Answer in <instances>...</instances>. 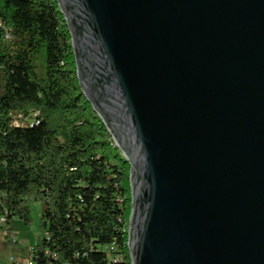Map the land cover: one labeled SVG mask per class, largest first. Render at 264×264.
<instances>
[{"label":"water","instance_id":"1","mask_svg":"<svg viewBox=\"0 0 264 264\" xmlns=\"http://www.w3.org/2000/svg\"><path fill=\"white\" fill-rule=\"evenodd\" d=\"M131 164V264H264V0H57Z\"/></svg>","mask_w":264,"mask_h":264},{"label":"trees","instance_id":"2","mask_svg":"<svg viewBox=\"0 0 264 264\" xmlns=\"http://www.w3.org/2000/svg\"><path fill=\"white\" fill-rule=\"evenodd\" d=\"M0 23V215L29 224L43 202L34 264H131V164L82 91L57 0H0Z\"/></svg>","mask_w":264,"mask_h":264},{"label":"rangeland","instance_id":"3","mask_svg":"<svg viewBox=\"0 0 264 264\" xmlns=\"http://www.w3.org/2000/svg\"><path fill=\"white\" fill-rule=\"evenodd\" d=\"M32 221L26 224L18 217L11 219L6 224L0 235V264H11L10 258L14 256L15 264H28L29 251L42 239L41 219L44 213V204L41 200L30 202ZM10 238L16 236L17 242H10ZM13 264V263H12Z\"/></svg>","mask_w":264,"mask_h":264},{"label":"built area","instance_id":"4","mask_svg":"<svg viewBox=\"0 0 264 264\" xmlns=\"http://www.w3.org/2000/svg\"><path fill=\"white\" fill-rule=\"evenodd\" d=\"M1 25V23H0ZM7 37H9V35H7ZM35 116H37V113H35ZM24 122H29L31 125H33L34 122H36V120L34 118H31V119H23L21 116H17L15 118V125L19 126L21 124H23ZM7 224V217L6 215H0V235H1V232H2V229L3 227ZM12 240L15 242V241H18L16 239V236L14 235L13 237H11ZM105 249L107 251H111V252H116L117 254L115 256L112 257V261L113 262H124L125 261V258L123 256V254L120 252L119 248L116 246V244H110L108 245L107 247H105ZM14 261V256H11L10 258V262L11 264H15ZM28 264H34L31 260H28Z\"/></svg>","mask_w":264,"mask_h":264}]
</instances>
